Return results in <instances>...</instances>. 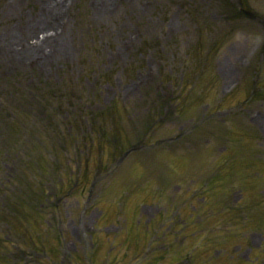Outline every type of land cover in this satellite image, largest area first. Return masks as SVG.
Here are the masks:
<instances>
[{
    "label": "rangeland",
    "instance_id": "obj_1",
    "mask_svg": "<svg viewBox=\"0 0 264 264\" xmlns=\"http://www.w3.org/2000/svg\"><path fill=\"white\" fill-rule=\"evenodd\" d=\"M67 1L0 0L8 264H264V0Z\"/></svg>",
    "mask_w": 264,
    "mask_h": 264
},
{
    "label": "bare ground",
    "instance_id": "obj_2",
    "mask_svg": "<svg viewBox=\"0 0 264 264\" xmlns=\"http://www.w3.org/2000/svg\"><path fill=\"white\" fill-rule=\"evenodd\" d=\"M63 1L64 0H61L60 3H58L57 5H55L54 8H53L54 13H56L57 15L62 14V13H64L66 11L65 6H62ZM64 3H65V1H64ZM40 42H41L40 45H42V43L44 42V39H42ZM27 49H28V51H36L37 48L36 47H33V46H30Z\"/></svg>",
    "mask_w": 264,
    "mask_h": 264
}]
</instances>
